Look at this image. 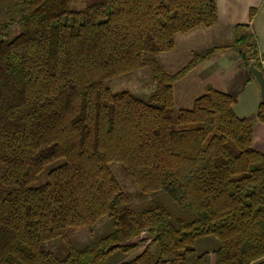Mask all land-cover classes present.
Masks as SVG:
<instances>
[{
  "label": "trees",
  "instance_id": "1",
  "mask_svg": "<svg viewBox=\"0 0 264 264\" xmlns=\"http://www.w3.org/2000/svg\"><path fill=\"white\" fill-rule=\"evenodd\" d=\"M1 6L0 264H104L136 249L143 234L144 250L119 264H264L255 121L236 114V96L210 85L190 106L174 99V84L221 50H237L246 68L255 60L264 72L250 24L168 73L157 55L174 49L176 35L216 25L217 0ZM143 68L155 83L149 95L106 85ZM255 120L264 123L263 104ZM103 220L107 232L85 244L73 239ZM209 236L217 247L197 251L193 243ZM56 240L64 255L49 248Z\"/></svg>",
  "mask_w": 264,
  "mask_h": 264
},
{
  "label": "crops",
  "instance_id": "2",
  "mask_svg": "<svg viewBox=\"0 0 264 264\" xmlns=\"http://www.w3.org/2000/svg\"><path fill=\"white\" fill-rule=\"evenodd\" d=\"M252 8L257 9V13L254 19L251 21L250 11ZM217 10L219 21L216 25L209 28H202L204 30H198L200 28H196L184 34L188 35L184 38L194 41L197 37L200 38L202 34L207 36L208 33H210L209 35L215 36L214 38L216 40H227L216 43L210 47L231 43L235 38V26L250 24L253 31L255 30L256 26L259 28V18L264 13V0H217ZM262 29L264 30V27ZM257 38L259 44L258 61L264 68V46L262 44L261 37ZM210 47H201L200 51ZM191 48L192 47L189 48V51ZM176 49L177 44L175 39V47L170 52L176 53ZM197 50L198 49H196V47H193L190 52H187L189 54L186 58L192 59L193 53L198 52ZM180 55L178 54L174 58H172V60L168 61V67L170 68V70L176 69L175 62L178 60ZM187 64H185L183 67H185ZM248 68H246L245 63L237 50L225 49L217 52L211 58L197 64L192 70H190L184 77H182L178 81L188 79V77H191L195 74L197 77L196 82H199V87L203 89V92L205 88L210 85L218 91L236 96L237 102L235 104V112L240 117L249 118L255 121L252 144L255 149L263 150L264 123H259L255 120L257 110L262 104L260 90L256 81L249 73ZM179 70L180 69H178L177 71ZM177 71H170L168 73H175ZM213 263L214 261L212 262V264Z\"/></svg>",
  "mask_w": 264,
  "mask_h": 264
},
{
  "label": "rangeland",
  "instance_id": "3",
  "mask_svg": "<svg viewBox=\"0 0 264 264\" xmlns=\"http://www.w3.org/2000/svg\"><path fill=\"white\" fill-rule=\"evenodd\" d=\"M83 1V0H82ZM2 12L0 15L1 19H6V7L1 6ZM262 26V27H261ZM264 27V13L259 18V28L256 26L253 33L255 34V37L257 39L258 44V38L261 37L262 44L264 46V30L262 29ZM198 30H204L202 28ZM20 31V27L17 25H14L12 27V34L15 35ZM202 32V31H198ZM210 32V31H207ZM186 33H181L176 35V44L177 49L176 53H168L163 52L159 53L157 55V58L160 62V64L163 66V68L167 71H177L178 69H181L185 64H187L190 59L186 58L189 53L190 47H196L199 52L201 50V47H210L216 43L227 41L225 40H216L212 35H201V37H197L196 40L192 41L191 39H186L184 37L188 35H184ZM0 37H2L1 31H0ZM214 39V40H213ZM231 39V37H230ZM191 48V49H192ZM190 49V51H191ZM204 49V48H203ZM259 49V44H258ZM172 51V50H171ZM189 51V52H190ZM168 53V54H167ZM180 55L178 60L175 62V70H170L168 67V61L172 60L176 55ZM193 57V56H192ZM196 75L194 74L191 77H188V79L177 81L174 84V99L175 104L178 106H188L192 103L193 99L198 97L202 92L203 89L199 87V82H196ZM190 82V85H189ZM107 87H109L112 91H122V90H128L132 92L133 94L139 95V96H146L149 95L154 89H155V83L152 81L151 74L148 68H143L138 71L129 73L127 75H123L114 79L109 80L106 83ZM115 173H117V176L122 181L123 185H125L126 189L130 190L131 192H135L134 185L132 184L130 178H126V176L120 171L119 168L116 166L114 167ZM109 230V222L107 220H103L98 222L94 228L90 230H79L73 234V239L79 243V244H85L88 243L95 235L103 234ZM146 235H141L140 239H138V245L137 248L133 251H130L129 253H115L112 255L107 262L104 264H119L122 261L129 260L132 257L139 254L142 250H144L146 246V242L143 240L146 238ZM194 246L196 247L197 251L203 252V251H212L217 247V239L214 236L204 237L201 239L196 240L194 243ZM49 248L53 250L54 252L58 253L59 255H64L65 253V244L62 241H55L51 245H49ZM212 258H214L212 256Z\"/></svg>",
  "mask_w": 264,
  "mask_h": 264
},
{
  "label": "water",
  "instance_id": "4",
  "mask_svg": "<svg viewBox=\"0 0 264 264\" xmlns=\"http://www.w3.org/2000/svg\"><path fill=\"white\" fill-rule=\"evenodd\" d=\"M248 70L259 87L261 103L264 105V72L257 68L255 60H252Z\"/></svg>",
  "mask_w": 264,
  "mask_h": 264
}]
</instances>
